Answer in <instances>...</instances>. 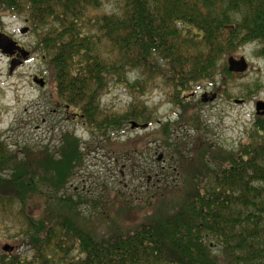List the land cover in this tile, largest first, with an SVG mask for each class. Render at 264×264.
Returning a JSON list of instances; mask_svg holds the SVG:
<instances>
[{
    "label": "trees",
    "instance_id": "obj_1",
    "mask_svg": "<svg viewBox=\"0 0 264 264\" xmlns=\"http://www.w3.org/2000/svg\"><path fill=\"white\" fill-rule=\"evenodd\" d=\"M103 1L0 0L34 33L56 109L93 135L152 124L141 98L158 80L180 121L198 129L184 100L233 78L226 58L245 46L264 62V0H118L111 14L98 12ZM110 85L131 97L125 113L100 107ZM252 119L235 148L197 143L191 160L181 158V188L143 200L151 214L122 226L92 212L105 227L91 225L57 196L83 160L76 136L63 134L54 151H11L0 141V223L29 248L0 264H264V115ZM170 130L165 123L159 132ZM42 149L46 159L33 164Z\"/></svg>",
    "mask_w": 264,
    "mask_h": 264
},
{
    "label": "rangeland",
    "instance_id": "obj_2",
    "mask_svg": "<svg viewBox=\"0 0 264 264\" xmlns=\"http://www.w3.org/2000/svg\"><path fill=\"white\" fill-rule=\"evenodd\" d=\"M119 7L118 0H104L98 12L117 13ZM24 28L27 26L21 17L0 10V34L11 37L27 56L31 55L29 59L26 56L24 63L17 59L21 64L10 74L11 61L0 53V141L11 151L24 146L54 151L59 148L63 134L76 136L84 153L83 160L57 196L69 198L80 217H88L96 227L104 224L98 217L92 218L91 212L121 226L141 219L145 212L150 215L151 209L140 202L155 198L163 190L176 192L181 188V158L191 160L194 156L191 151L202 140L226 150L237 147L250 131L256 100L264 101V62L255 54L257 47L251 44L234 55L246 59L250 65L247 72L224 78L215 87L203 86L184 100L185 111L189 110L187 118L198 121V129L180 121L181 110L170 102L168 90L158 80L151 85L147 96L141 98L153 118L152 124L134 130L127 125L124 132H115L109 139L93 135L71 116L65 120L63 111L54 106L57 99L50 83L41 76L46 66L33 50L34 33L28 29L22 34ZM35 75L45 80L44 88L33 83ZM235 101L244 104L237 105ZM130 103L129 94L113 85L100 98L104 111L117 114L125 113ZM165 123L171 125L168 137L159 132ZM56 152L58 161L61 153ZM46 154L43 149L32 154V163H41ZM17 235L9 223H0V256L29 252L24 238ZM5 247L10 250H4Z\"/></svg>",
    "mask_w": 264,
    "mask_h": 264
},
{
    "label": "water",
    "instance_id": "obj_3",
    "mask_svg": "<svg viewBox=\"0 0 264 264\" xmlns=\"http://www.w3.org/2000/svg\"><path fill=\"white\" fill-rule=\"evenodd\" d=\"M26 31L27 29H24L21 31V33L24 34ZM15 52L21 54L23 58H25L27 55V53L24 50H22L19 46H17V43L14 40H12L10 37H8L5 34H0V53L5 56L11 57L15 54ZM18 64H20L18 61L17 62L14 60L11 61L10 69H9L10 74L12 73L13 68L16 67ZM226 64H227L228 71L232 74H244L248 70V63L243 56H238V57L231 56L227 58ZM33 82L39 85V87L44 86V80L41 78L40 79L35 78ZM202 100L204 102V96L202 97ZM255 109L257 113L259 111H262V114H263L264 113V103L262 102L256 103ZM136 128L146 129L147 125H138L134 122H131L130 129L133 130Z\"/></svg>",
    "mask_w": 264,
    "mask_h": 264
},
{
    "label": "flooded vegetation",
    "instance_id": "obj_4",
    "mask_svg": "<svg viewBox=\"0 0 264 264\" xmlns=\"http://www.w3.org/2000/svg\"><path fill=\"white\" fill-rule=\"evenodd\" d=\"M18 46H20L21 48H23L21 45H18ZM30 56L31 55H29L28 57H27V59H29L30 58ZM17 59H19L20 61H21V63H24L25 62V60H27V59H23V58H21V56L19 55V54H17V53H15L9 60L11 61V60H17ZM249 67H250V65H248ZM205 99V98H204ZM235 103L237 104V105H241V104H244V101H235ZM65 120H69V116L68 117H66L65 116Z\"/></svg>",
    "mask_w": 264,
    "mask_h": 264
}]
</instances>
